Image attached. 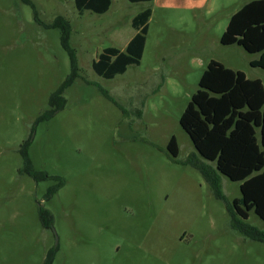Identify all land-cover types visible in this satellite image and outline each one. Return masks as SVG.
<instances>
[{"label":"rangeland","instance_id":"1","mask_svg":"<svg viewBox=\"0 0 264 264\" xmlns=\"http://www.w3.org/2000/svg\"><path fill=\"white\" fill-rule=\"evenodd\" d=\"M31 1L40 22L23 0H0V264H44L54 248L53 264H264V243L234 230L229 205L242 197L241 182L221 175L226 201L216 198L192 165L216 164L180 124L212 60L264 84V69L251 66L260 54L221 44L249 0H112L107 13L83 15L75 0ZM146 9L140 65L97 75L93 62L106 48L124 51ZM57 18L69 23L78 66L62 110L49 104L72 74L61 32L50 28ZM26 142L43 181L22 172ZM40 208L53 216L49 229ZM246 223L264 231L254 211Z\"/></svg>","mask_w":264,"mask_h":264},{"label":"trees","instance_id":"2","mask_svg":"<svg viewBox=\"0 0 264 264\" xmlns=\"http://www.w3.org/2000/svg\"><path fill=\"white\" fill-rule=\"evenodd\" d=\"M131 3L152 2L153 0H129ZM37 11L31 0H23ZM112 0H75L78 14L86 11L105 14L110 10ZM151 9L137 14L132 26L138 31L124 51L110 47L104 49L98 60L93 62L95 73L105 79H114L127 72L128 67L140 65L149 32ZM53 29L61 32V42L70 57L72 74L52 95L50 108L62 110L66 104L64 92L71 87L78 76L77 57L69 44L70 26L63 18H57ZM222 45H239L247 52L260 54L251 62L252 67L264 69V0H249L231 17L221 38ZM103 94L112 100L110 95ZM54 110L39 117L38 122L50 119ZM180 124L191 138L197 152L206 161L215 163V169L200 164H192L210 183L216 198L226 201L220 182L221 175L233 182H241L242 197L229 205L234 230L250 240L264 243V231L246 223L250 212L264 221V84L260 79H249L242 71L227 68L212 60L203 73L199 90L193 95ZM29 142L22 147L24 158L22 172L40 182L46 179L45 173L37 172L28 155ZM169 155L176 160L179 145L175 136L168 144ZM64 180L48 190L51 199ZM40 220L44 228H51L53 216L49 210L40 208ZM56 249L46 256L44 264H53Z\"/></svg>","mask_w":264,"mask_h":264},{"label":"crops","instance_id":"3","mask_svg":"<svg viewBox=\"0 0 264 264\" xmlns=\"http://www.w3.org/2000/svg\"><path fill=\"white\" fill-rule=\"evenodd\" d=\"M154 1V0H153ZM236 13V12H235ZM152 16V15H151ZM151 18V17H150ZM150 21V20H149ZM130 42V41H129ZM128 45V44H127ZM127 47V46H126Z\"/></svg>","mask_w":264,"mask_h":264}]
</instances>
